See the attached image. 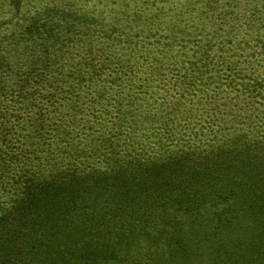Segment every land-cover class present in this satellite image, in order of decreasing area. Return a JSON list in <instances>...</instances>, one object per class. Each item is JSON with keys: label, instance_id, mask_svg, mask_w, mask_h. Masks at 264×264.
Returning a JSON list of instances; mask_svg holds the SVG:
<instances>
[{"label": "rangeland", "instance_id": "374dc122", "mask_svg": "<svg viewBox=\"0 0 264 264\" xmlns=\"http://www.w3.org/2000/svg\"><path fill=\"white\" fill-rule=\"evenodd\" d=\"M37 12L47 28L22 35V14ZM63 17L64 28L56 23ZM211 62L233 68L238 85L211 83ZM255 76L264 78V0H0V131L7 114L11 155L21 160L18 170L0 164V175L37 173L21 154L42 155L60 122L69 124L61 145L70 156L79 117L83 131L92 121L107 131L117 121L120 133L108 134L118 138L115 148L139 158L164 156L157 134L169 122L199 131L207 123L191 144L217 146L261 115L249 85ZM39 111L44 125L35 120ZM222 127L224 136L209 140ZM60 155L54 162L69 164ZM93 164L100 165L78 161L83 170Z\"/></svg>", "mask_w": 264, "mask_h": 264}, {"label": "trees", "instance_id": "16d2710c", "mask_svg": "<svg viewBox=\"0 0 264 264\" xmlns=\"http://www.w3.org/2000/svg\"><path fill=\"white\" fill-rule=\"evenodd\" d=\"M38 14H22L24 28L17 30L47 28ZM224 66L209 64L211 83L238 85L233 68ZM257 77L249 80L261 113L256 124L245 122L239 136L217 146L191 144L209 124L199 131L169 122L157 134L164 156L139 158L115 148L118 138L108 134L120 133L117 121L108 131L93 121L83 131L79 117L74 152L64 156L69 124H57L50 131L55 142L47 138L42 155L21 154L37 173L27 167L6 180L0 175V264H264V78ZM91 115L95 120L97 111ZM35 120L46 123L42 111ZM225 132L214 130L209 140ZM12 145L10 138L0 141V164L18 170ZM58 151L69 164L54 162ZM80 159L100 165L83 170Z\"/></svg>", "mask_w": 264, "mask_h": 264}]
</instances>
